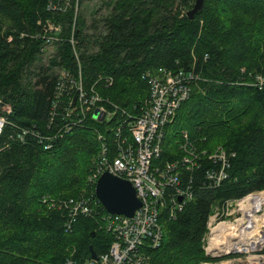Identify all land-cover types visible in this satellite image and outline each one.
<instances>
[{
  "label": "trees",
  "instance_id": "obj_1",
  "mask_svg": "<svg viewBox=\"0 0 264 264\" xmlns=\"http://www.w3.org/2000/svg\"><path fill=\"white\" fill-rule=\"evenodd\" d=\"M195 1L0 0V264H83L91 247L108 250L109 212L90 179L99 135L112 151L130 137L148 74L165 70L190 74L191 90L153 164L180 162L193 197L175 216L165 209L162 241L145 251L150 264L215 258L204 247L213 207L264 190V0H204L190 18ZM76 82L106 117L72 105ZM219 148L230 157L216 186L206 173L220 166L209 159ZM83 198L91 213L73 215L69 201Z\"/></svg>",
  "mask_w": 264,
  "mask_h": 264
},
{
  "label": "built area",
  "instance_id": "obj_2",
  "mask_svg": "<svg viewBox=\"0 0 264 264\" xmlns=\"http://www.w3.org/2000/svg\"><path fill=\"white\" fill-rule=\"evenodd\" d=\"M148 77L150 97L140 116L130 125V137L119 136L116 150L112 151L107 141L99 135L100 151L90 177L91 180H97L103 172L109 171L129 180L136 189L141 206L132 216L109 213L105 229L113 240L108 250L97 254L95 258L91 256L83 264H150L145 248L161 243V219L165 209L175 216L193 197L189 186H180V162H169L162 167L153 164L154 158L161 154L165 125L173 120L181 103L190 95L191 76L183 71L173 73L165 70L156 75L148 74ZM257 79L262 88L264 77L259 75ZM73 85L76 93L72 96V103L74 98L79 102L76 105L74 103L76 109L86 113L95 106L106 117L105 108L96 106V101L100 99L97 93L87 96L80 82ZM5 109L11 111L10 106ZM5 123L6 117L0 115V135ZM184 147L186 154L182 158L183 164L186 163V167L192 169L196 166L194 158L197 155L187 144ZM229 157L223 148L209 155V159L220 164L206 173L212 184L219 186L228 176L226 169ZM171 186L175 190L167 194V188ZM90 203L85 198L69 201L73 215L79 211L90 214ZM208 228L204 243L207 255H233V262L226 261L227 264H264V191H253L241 198L215 205L208 220ZM220 263L223 262L202 264ZM66 264H74V261L70 259Z\"/></svg>",
  "mask_w": 264,
  "mask_h": 264
},
{
  "label": "water",
  "instance_id": "obj_3",
  "mask_svg": "<svg viewBox=\"0 0 264 264\" xmlns=\"http://www.w3.org/2000/svg\"><path fill=\"white\" fill-rule=\"evenodd\" d=\"M204 4V0H196L192 9L188 11L190 18L199 12ZM76 98H74V103ZM73 103V105H74ZM95 116L103 119L105 113L96 109ZM95 193L97 198L104 205L109 213L125 214L132 216L141 206L133 184L122 177L116 176L109 171L103 172L96 182ZM91 256L97 257V253L91 247Z\"/></svg>",
  "mask_w": 264,
  "mask_h": 264
},
{
  "label": "rangeland",
  "instance_id": "obj_4",
  "mask_svg": "<svg viewBox=\"0 0 264 264\" xmlns=\"http://www.w3.org/2000/svg\"><path fill=\"white\" fill-rule=\"evenodd\" d=\"M56 175L57 177H62L65 175V171L61 168H57V171H56ZM264 190H262L263 192ZM234 256L233 255H228V256H222V257H215L213 260H205V261H202L200 264L202 263H206V262H209V263H219V262H226V261H230V262H233L232 260H234Z\"/></svg>",
  "mask_w": 264,
  "mask_h": 264
},
{
  "label": "bare ground",
  "instance_id": "obj_5",
  "mask_svg": "<svg viewBox=\"0 0 264 264\" xmlns=\"http://www.w3.org/2000/svg\"><path fill=\"white\" fill-rule=\"evenodd\" d=\"M133 118V117H132ZM221 231V230H220ZM220 264H227V263H225V262H223V263H220Z\"/></svg>",
  "mask_w": 264,
  "mask_h": 264
}]
</instances>
